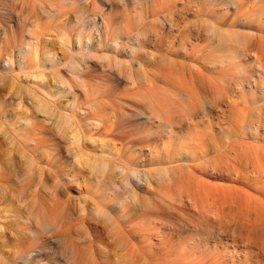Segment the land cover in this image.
<instances>
[{
    "label": "rangeland",
    "instance_id": "1",
    "mask_svg": "<svg viewBox=\"0 0 264 264\" xmlns=\"http://www.w3.org/2000/svg\"><path fill=\"white\" fill-rule=\"evenodd\" d=\"M260 61L264 0H0V264H71L67 242L79 244L78 254L88 264L92 256L95 264L244 261L245 247L228 233L221 234L228 246L222 256L195 251L189 241L199 236L196 228L180 229L176 251L170 252L156 225L162 216L170 221L169 211L175 210L159 196L154 211L147 196H135L126 184L129 169L155 173L165 166L162 141L157 136L141 152L133 151L130 136L115 134L111 121L119 113L151 109L152 96L166 95L164 73L171 85L199 73L217 85L203 92L213 104L223 97L219 93H230L231 107H213L210 120L223 119L228 107L224 127L247 123L264 131ZM149 66L158 70L154 83L134 88L131 79ZM239 79L244 82L236 88ZM137 118L145 120L132 116ZM147 125L150 130L123 132L136 139L137 129L153 132ZM232 136L241 140L240 133ZM246 141L264 156V138ZM197 179L215 194H221L217 185L232 184ZM169 194L161 197L177 213L185 211L175 216L178 223L184 218L200 224ZM246 196L239 197L256 205ZM231 245L240 249L239 260ZM263 261L262 254L253 263Z\"/></svg>",
    "mask_w": 264,
    "mask_h": 264
},
{
    "label": "bare ground",
    "instance_id": "2",
    "mask_svg": "<svg viewBox=\"0 0 264 264\" xmlns=\"http://www.w3.org/2000/svg\"><path fill=\"white\" fill-rule=\"evenodd\" d=\"M235 4V7H238V3L234 2L233 5ZM260 62L263 63L264 61ZM139 66L141 67L142 65L140 64ZM79 70L80 69H78V71ZM157 72L158 70L151 68V66L146 69H140L137 75H134L133 78L131 77L130 84L134 86V88H141L145 84H152L154 83L153 75ZM168 78L170 77H166L164 73L165 81L161 82V84L165 86L166 95L160 98H156L155 95L152 96L150 100L151 109L146 113H119L114 115V120L111 121V124L115 126L113 129V132L116 131L115 134L118 136L124 135L125 137L130 136L131 140H129V142L135 146L133 151L141 152L146 141L153 140L159 136V139L162 141L161 152L167 157L165 166L158 169L155 173L143 168L137 170L129 169V177L126 184L134 188L132 192L135 196L140 192L147 196L148 200L153 202L152 209L154 211L160 208V204L156 203L154 199L158 198V201H160L159 196L161 202L166 204L167 208H171L173 211L175 210V212L169 211L170 215H172L171 219L169 218V214V217L168 215L165 216L169 218L170 221L163 220L162 216V220L160 221L161 224L156 225L164 242H168L170 245V252L173 253L176 251L175 247H177V243L175 242V236H177L180 229L196 228L195 230L196 232L198 231L197 233L199 236L191 238L189 242L193 244L194 250L198 253H205L206 256L219 253L218 255L222 256L220 255L221 251H223L224 248H228V246L224 240L225 238L222 237L221 234L228 233V236H230L229 234L236 236L245 247L242 252L245 256L244 261H238L239 264H245L251 260L253 263L257 261L262 254L264 255V156L258 153L259 150L257 151L253 145L249 146L246 140L250 137L264 138V131H261L258 125L251 124L252 126H248L247 123L237 128H232L231 126L224 127V123L221 122H223V119L229 117L228 113L230 110L228 107L223 110L226 114L222 117L223 119H217L216 122L210 120V110L213 107H217L219 104H229L228 98L230 93H219L220 96L223 97L219 102L213 104L212 99L204 95L203 92L207 90L206 88H211V86L216 87L217 85L207 83L199 73L190 76L188 81L183 77L178 83L172 82V85L170 83L172 78L169 80ZM176 79L178 80L180 77ZM243 82L242 79H239V81L235 80V87L237 88ZM175 83L176 85H173ZM160 87L161 86L158 85V88ZM95 106L96 103L93 102L91 108ZM229 106L231 107L230 104ZM132 116H139L145 120L138 118L132 119ZM95 118V113H92L91 119ZM147 123L152 124L154 127L152 133L149 132L143 135L141 132L144 130L137 129L135 134L138 136L134 139L133 133L123 132L125 131L124 128L129 129L132 127H143L150 130ZM234 133H240V141H232L234 138L232 135H234ZM148 147L152 146L150 145ZM151 161L153 160L151 159ZM197 178H212L215 181L221 183L230 182L236 186L232 184L217 185V189L221 194H215L212 190H206L204 186H201L202 184L196 181ZM137 189H139V192ZM229 189L233 190L229 191ZM163 192L170 193L173 195V198L175 196L176 199L174 198V200L184 206L187 214L191 212L194 218L196 216L200 224L196 222L194 224L193 222V224L191 223L189 225V222L186 223L182 221L186 220L184 218L178 223L177 221L180 218L176 220L175 216L180 214V216H182L183 214L181 212L185 211L181 208V212L178 210L180 214L179 212L177 213L174 204L168 203L167 199L164 200V198L161 197L163 196ZM239 194L247 195L246 198L252 197L256 205L250 207L248 200L246 201L240 198ZM213 195H215L216 198L219 196V198L215 199L214 196L212 197L214 201L212 202L211 199L209 202V198ZM170 198H172V196H170ZM172 200L173 199H171V201ZM157 206L158 208H156ZM142 207L146 209V207ZM162 209L164 208L159 209V212ZM164 212L165 211H163V213ZM184 216H186V214H184ZM187 217L189 218L188 215ZM192 221H194V219ZM203 226L205 228H203ZM157 233L158 232L155 234ZM192 235H194V233ZM52 239L51 241H55ZM87 240L90 241L89 238ZM65 244L64 246L65 248L67 247L68 254L73 259L71 264H88V260H86L87 262L82 260L85 256L82 258L78 254L79 244L76 245L71 242ZM179 245H181V247L183 246L181 243ZM83 246L80 247V249L82 248L81 250L86 248ZM230 247H232L235 252L233 257H237L239 260L240 258H238L237 253L240 249L238 250V247H234V245ZM84 252H86V250ZM28 254L30 255L31 252ZM91 259L89 258V264ZM157 259L159 260V257H156L155 260L157 261ZM95 261L96 259L91 263L95 264ZM182 262L184 263L185 261ZM121 263L123 264V262ZM215 264L221 263L217 262Z\"/></svg>",
    "mask_w": 264,
    "mask_h": 264
}]
</instances>
